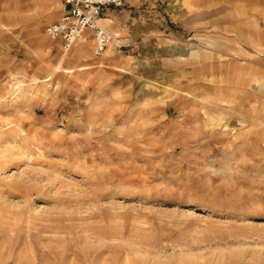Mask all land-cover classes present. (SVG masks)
Segmentation results:
<instances>
[{
    "label": "rangeland",
    "instance_id": "rangeland-1",
    "mask_svg": "<svg viewBox=\"0 0 264 264\" xmlns=\"http://www.w3.org/2000/svg\"><path fill=\"white\" fill-rule=\"evenodd\" d=\"M107 10L0 0V264H263L264 0Z\"/></svg>",
    "mask_w": 264,
    "mask_h": 264
},
{
    "label": "built area",
    "instance_id": "built-area-1",
    "mask_svg": "<svg viewBox=\"0 0 264 264\" xmlns=\"http://www.w3.org/2000/svg\"><path fill=\"white\" fill-rule=\"evenodd\" d=\"M63 4L60 18L45 29L51 41L59 42L63 52H69L78 42L91 32L92 54L101 56L112 43L107 30L99 25V18L108 8H121L129 0H55Z\"/></svg>",
    "mask_w": 264,
    "mask_h": 264
},
{
    "label": "crops",
    "instance_id": "crops-1",
    "mask_svg": "<svg viewBox=\"0 0 264 264\" xmlns=\"http://www.w3.org/2000/svg\"><path fill=\"white\" fill-rule=\"evenodd\" d=\"M60 5H61V7H62V11H63V4L60 3ZM105 10H107V9H105ZM105 10H104V11H105ZM109 11H111V10H107V11L104 13V16H105L106 18H108L109 20L114 21L115 18H116V15H114L113 11H111V12H109ZM101 23H104V22H101V21H100V25H102ZM217 122H219V121L217 120ZM226 128H227V127H226ZM226 130H227V129H226Z\"/></svg>",
    "mask_w": 264,
    "mask_h": 264
},
{
    "label": "bare ground",
    "instance_id": "bare-ground-1",
    "mask_svg": "<svg viewBox=\"0 0 264 264\" xmlns=\"http://www.w3.org/2000/svg\"><path fill=\"white\" fill-rule=\"evenodd\" d=\"M219 125H220V124H216V126H219ZM220 127L223 128V131H226V126H220ZM259 256H260V255H259ZM252 257H253V256H252ZM255 257H256V256H255ZM262 257H263V256H262ZM262 257H261V258H262ZM257 258H258V257H257ZM250 259H251V258H250ZM253 259H254V258H253ZM253 259H251V260H249V261L252 263ZM257 260H258V259H257ZM261 260H262V259H261ZM261 260H260V263H262ZM255 262H256V261H255ZM263 262H264V261H263ZM260 263H259V264H260ZM257 264H258V263H257ZM263 264H264V263H263Z\"/></svg>",
    "mask_w": 264,
    "mask_h": 264
}]
</instances>
